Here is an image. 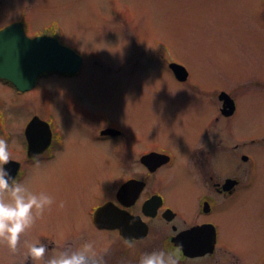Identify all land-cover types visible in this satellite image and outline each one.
Listing matches in <instances>:
<instances>
[{"label":"rangeland","instance_id":"rangeland-1","mask_svg":"<svg viewBox=\"0 0 264 264\" xmlns=\"http://www.w3.org/2000/svg\"><path fill=\"white\" fill-rule=\"evenodd\" d=\"M260 2L0 0V26L23 17L29 37L59 30L64 45L84 60L79 76H51L26 95H18L0 82V100L13 119L14 132L20 133L24 119L39 110L40 102L49 105L65 139L62 151L53 160L27 170L23 182L32 191L49 193L54 202L21 238L37 231L54 235L88 229L83 211H76L74 204H63L62 199L77 191L88 207L96 202L101 189L111 187L117 172L121 176L134 171L125 167V160L112 156L109 143L92 142L86 127L62 112L54 93L72 94L76 107L118 123L131 139L139 141L135 144L138 151L153 143L169 149L176 159L174 167L150 175L148 182L165 187L167 200L183 212L197 190L188 160L199 137L211 131L216 116L212 103L215 90L246 86L250 93L240 99L234 128L229 131L236 138L262 141L264 93L255 92L264 88ZM161 53L188 68V83L178 82L154 55ZM247 152L256 161L257 175H262L264 142ZM99 170L97 183L94 175ZM260 189L256 198L250 191L243 204L234 200L225 213L214 215L227 232L223 239L236 251L249 248L252 253L255 247L262 246L261 240L252 236L255 229L264 231V184ZM9 254L12 252L7 243L0 241V264L7 262Z\"/></svg>","mask_w":264,"mask_h":264},{"label":"flooded vegetation","instance_id":"flooded-vegetation-1","mask_svg":"<svg viewBox=\"0 0 264 264\" xmlns=\"http://www.w3.org/2000/svg\"><path fill=\"white\" fill-rule=\"evenodd\" d=\"M260 3L258 14L264 22V0ZM18 19L14 23H20L26 32V21H23V17ZM12 22L0 26V30L13 24ZM42 35L57 38L61 43L65 41L63 33L59 30H48ZM154 48L156 50V47ZM154 55L164 62L174 78L171 65L176 63L182 66L185 80L175 79L183 84L188 83L190 73L184 64L172 60L165 53ZM79 71L69 75L57 72L42 75L34 88L26 92H21L3 81L0 82L22 96L33 93L41 80L48 79V75L74 78L79 76ZM198 91L196 88V93ZM255 92L263 94L264 88L255 89ZM249 93L246 86H233L230 90L221 88L213 92L212 103L216 108V116L212 120L211 131L199 137L188 160V168L195 175L197 190L193 199L185 206L186 213L179 211L167 200L164 194L165 187L161 184L151 185L148 182L150 175L174 167L176 159L169 149L159 143H153L149 148L138 151L135 144L139 141L131 139L129 133L118 123L105 116L94 117L86 108L76 107L72 94L54 93L62 112L64 110L63 113L67 117L81 122L89 131L88 137L92 142L109 143L112 147V156L125 160V167L134 171L121 176H117V172V178L111 187L101 189L96 202L88 207L84 205L77 191L62 199L63 204H74L76 211H83L88 229L54 235L42 231L28 234V237L21 238V244L15 252L11 250L12 254L6 255L5 264H46L48 257L68 250L69 247L75 249L89 240L95 242L98 252L105 254L108 264H120L121 260L127 264H139L144 253L161 249L175 252L179 264H247L250 260L253 261L251 264H264V231L260 233V229H255L252 232L253 239L259 238L260 245L262 244L261 247H255L253 254L249 248L236 251V247L230 246L223 239V234L227 232L214 218L216 213H225L228 204L234 200L243 204L250 191L256 198L264 184V173L257 175L256 161L247 152L248 148L263 144L264 138L262 141L247 137L236 138L229 131L234 128L240 99ZM2 102L0 100V136L9 140L11 152V160L6 168L11 171L13 177L23 182L27 177L28 168L51 161L62 151L65 139L48 104L39 102V110L30 119H24L22 130L18 133L12 130L13 119L8 117ZM36 120L48 127V142L46 145L42 142L40 150H34L27 135L30 124ZM112 171L115 172L116 168ZM100 173L99 170L94 175L97 183L100 182L98 180ZM106 206H110L116 214L103 211ZM257 218L254 219L256 223ZM37 240L47 243L49 248L45 258L39 260L28 255V245ZM129 240H132L131 246ZM258 248L261 249L256 252Z\"/></svg>","mask_w":264,"mask_h":264},{"label":"clouds","instance_id":"clouds-1","mask_svg":"<svg viewBox=\"0 0 264 264\" xmlns=\"http://www.w3.org/2000/svg\"><path fill=\"white\" fill-rule=\"evenodd\" d=\"M11 160L9 140L0 136V241L6 242L15 252L25 233L53 204L54 198L47 192H35L13 177L6 165ZM131 246L132 240L128 241ZM47 243L37 240L28 245V255L33 259L45 258ZM107 251V250H105ZM46 264H108L105 254L96 250L94 241H85L79 247L62 250L46 259ZM120 264H127L121 260ZM139 264H179L173 251L157 250L144 253Z\"/></svg>","mask_w":264,"mask_h":264},{"label":"water","instance_id":"water-1","mask_svg":"<svg viewBox=\"0 0 264 264\" xmlns=\"http://www.w3.org/2000/svg\"><path fill=\"white\" fill-rule=\"evenodd\" d=\"M81 64V57L73 50L50 37L29 38L21 24L0 31V79L19 91L31 90L36 78L45 72L74 74ZM171 68L178 80H185L181 66L172 64Z\"/></svg>","mask_w":264,"mask_h":264},{"label":"bare ground","instance_id":"bare-ground-1","mask_svg":"<svg viewBox=\"0 0 264 264\" xmlns=\"http://www.w3.org/2000/svg\"><path fill=\"white\" fill-rule=\"evenodd\" d=\"M82 61L84 62V60L82 59ZM82 69H83V64L81 66V69L79 71V75L81 74L82 72ZM56 73V72H55ZM58 73V72H57ZM175 74V73H174ZM41 75H39L37 78H36V81H35V84L34 86L36 85V82L37 80L40 78ZM48 79L50 78L49 75L47 76ZM175 78L178 80V78L175 76ZM0 81H3L4 83H7L9 84L10 86H13L15 87L11 82L9 81H6V80H2L0 79ZM178 81H181V80H178ZM33 86V88H34ZM16 88V87H15ZM32 88V89H33ZM17 89V88H16ZM18 90V89H17ZM47 129L48 127L46 126V124H41L40 122H38L37 120L32 122L31 126H29L28 128V132H27V135L30 137L28 138V141H30V143L32 144V146L34 147V150H40L41 149V144L42 142H44V144L46 145L47 142H48V133H47ZM44 145V146H45ZM32 147V148H33ZM103 211H105L106 213L108 214H112V215H115V211L111 209L110 206H106L102 209Z\"/></svg>","mask_w":264,"mask_h":264}]
</instances>
